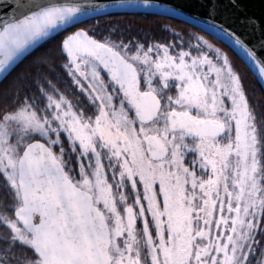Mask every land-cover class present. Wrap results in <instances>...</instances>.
Wrapping results in <instances>:
<instances>
[{
    "label": "snow or ice",
    "instance_id": "1",
    "mask_svg": "<svg viewBox=\"0 0 264 264\" xmlns=\"http://www.w3.org/2000/svg\"><path fill=\"white\" fill-rule=\"evenodd\" d=\"M198 5L0 0V264H264V22Z\"/></svg>",
    "mask_w": 264,
    "mask_h": 264
},
{
    "label": "water",
    "instance_id": "2",
    "mask_svg": "<svg viewBox=\"0 0 264 264\" xmlns=\"http://www.w3.org/2000/svg\"><path fill=\"white\" fill-rule=\"evenodd\" d=\"M175 2L186 3L188 5L189 12L199 11L198 0H175ZM240 3L244 9L243 12L232 14L227 13L229 21L235 30L242 36L248 38L249 44L255 42L258 38V34L253 35L246 30V26L242 23L245 16L256 17L258 20L264 22V0H240ZM264 55V53H260Z\"/></svg>",
    "mask_w": 264,
    "mask_h": 264
},
{
    "label": "trees",
    "instance_id": "3",
    "mask_svg": "<svg viewBox=\"0 0 264 264\" xmlns=\"http://www.w3.org/2000/svg\"><path fill=\"white\" fill-rule=\"evenodd\" d=\"M157 35L160 36L159 33H157ZM230 55H231V53H230ZM234 63L237 64V67H239V68L241 69L242 72L244 71V68H243V66L239 63V60H238V59H235V58H234ZM246 82H247L249 85H251V84L254 83V81H253V77H252V74H251L250 72H247V73H246Z\"/></svg>",
    "mask_w": 264,
    "mask_h": 264
}]
</instances>
